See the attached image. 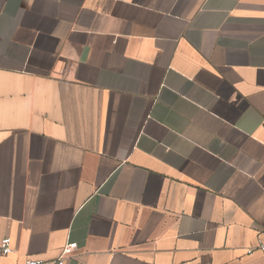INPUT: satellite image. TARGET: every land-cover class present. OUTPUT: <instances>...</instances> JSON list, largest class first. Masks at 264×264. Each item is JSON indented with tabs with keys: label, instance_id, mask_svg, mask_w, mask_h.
<instances>
[{
	"label": "crops",
	"instance_id": "obj_1",
	"mask_svg": "<svg viewBox=\"0 0 264 264\" xmlns=\"http://www.w3.org/2000/svg\"><path fill=\"white\" fill-rule=\"evenodd\" d=\"M4 238L0 264H264V0H0Z\"/></svg>",
	"mask_w": 264,
	"mask_h": 264
},
{
	"label": "built area",
	"instance_id": "obj_2",
	"mask_svg": "<svg viewBox=\"0 0 264 264\" xmlns=\"http://www.w3.org/2000/svg\"><path fill=\"white\" fill-rule=\"evenodd\" d=\"M76 243L66 244L60 253V256L56 260L52 261H43V260H35V259H27L21 264H65V262L72 257L73 251L76 249ZM264 251V246L262 242L257 240V248ZM0 252L2 255L6 256L11 252L10 248V240L9 238H4L1 241ZM248 254L251 253V250L247 251Z\"/></svg>",
	"mask_w": 264,
	"mask_h": 264
}]
</instances>
